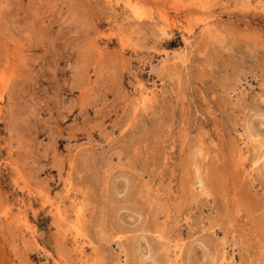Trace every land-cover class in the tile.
<instances>
[{"label": "rangeland", "instance_id": "1", "mask_svg": "<svg viewBox=\"0 0 264 264\" xmlns=\"http://www.w3.org/2000/svg\"><path fill=\"white\" fill-rule=\"evenodd\" d=\"M0 264H264V0H0Z\"/></svg>", "mask_w": 264, "mask_h": 264}]
</instances>
